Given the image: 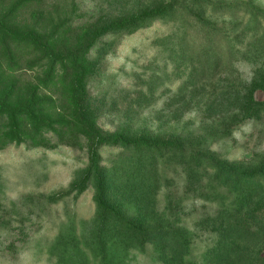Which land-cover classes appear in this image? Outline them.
<instances>
[{"label":"rangeland","instance_id":"obj_1","mask_svg":"<svg viewBox=\"0 0 264 264\" xmlns=\"http://www.w3.org/2000/svg\"><path fill=\"white\" fill-rule=\"evenodd\" d=\"M240 1L0 0V86L13 100L33 88L44 110L73 118L65 141L46 131L40 144L0 145V264H164L158 244L133 241L167 223L202 260L219 236L202 219L232 207L237 191L186 149L238 169L264 160V104L254 103L264 99V30ZM196 15L227 35H204ZM25 32L53 34L55 48L93 38L86 79L73 84V63L50 62ZM85 120L109 141L98 154L74 132ZM140 136L157 147L128 144ZM255 203L263 213L264 197ZM254 227L246 221L243 253Z\"/></svg>","mask_w":264,"mask_h":264},{"label":"trees","instance_id":"obj_2","mask_svg":"<svg viewBox=\"0 0 264 264\" xmlns=\"http://www.w3.org/2000/svg\"><path fill=\"white\" fill-rule=\"evenodd\" d=\"M240 2L246 4V8L253 11L256 30H264V10L245 0ZM195 18L201 24L207 25L204 35L211 36L213 34L212 30H215V35H219L218 39L227 35L225 29L220 30L221 28L217 26H211L209 21L201 16L196 15ZM49 36L52 38L53 34H49ZM50 38L46 34L43 38L35 37L30 32H25L22 35V39L29 40L31 46L37 44L33 49L45 52V56L50 59V62L67 61L69 59L73 63V84L81 83L86 79L87 67L90 62L87 52L93 47V38H87L85 41L80 39L69 45L63 44V47L60 48L49 45L50 42L52 43ZM206 39L216 45L212 37ZM217 57L219 56L217 55ZM53 74L54 69L52 67L44 73V77L41 78L44 86L52 80ZM25 97L26 99L16 97L13 100L9 88L7 90L0 86V145L12 141H23L24 139L40 144L45 135L43 133H46V131L55 133L59 141H65L73 136L72 133H68V126L73 119L72 117H58L57 113L56 115L48 113L42 107L46 103V98L39 97L33 88L26 91ZM254 103L264 104V99L254 101ZM77 124L76 130H74L75 134L85 135L89 139L88 148L89 151H93V155L94 153L98 154L99 145L109 142L103 137H99L100 131L93 127L90 121H80ZM36 136L40 139H34ZM128 142L134 147H157L155 146L157 143L149 142L143 136L133 137ZM186 151L195 154L193 158L197 163H204L203 166L211 168L214 180L231 184L233 192L234 190L237 191L235 195L237 201L232 202V207L219 210L212 219L208 215L200 223L205 222L217 230L219 236L214 246L203 255L202 260H194L188 256L190 239L179 233L173 223L139 229L133 243L136 247L145 245L146 242L158 244L157 257L164 264H264V222L261 221L264 218V211L259 213V205L254 204L256 199L264 197V160L256 167L238 169L215 153H209L202 149H196L195 152L191 148L186 149ZM238 185L241 187L249 185L252 188L239 194V191L236 190ZM218 219H220V222L218 221L215 224ZM246 221L250 225L255 224V227L248 237L253 246L250 247L248 253H243V245L246 240L244 236Z\"/></svg>","mask_w":264,"mask_h":264}]
</instances>
